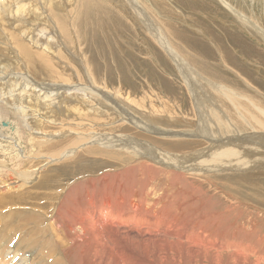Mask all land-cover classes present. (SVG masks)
I'll return each instance as SVG.
<instances>
[{"label":"bare ground","instance_id":"obj_1","mask_svg":"<svg viewBox=\"0 0 264 264\" xmlns=\"http://www.w3.org/2000/svg\"><path fill=\"white\" fill-rule=\"evenodd\" d=\"M145 1L124 0L131 11L146 20V28L157 43L153 47L156 54L160 55L161 49L167 52L183 75L193 105L189 113L175 99L170 100L171 96L162 97L156 91L160 103L153 100L152 94L137 98L136 88L129 93L130 101L137 105L135 115L126 111L120 114L121 118H111L98 109H87L91 97L109 108L115 102L113 95L117 90L107 91L109 72L102 83L103 78L98 82L94 77L96 70L88 72L89 80L78 87L86 95L78 93L71 99L65 94L71 87H66L69 84L63 83L61 76L69 78L66 80L69 82L75 71L71 57L60 47L70 40V28L62 24L63 30L59 32L56 26L52 30L47 24L52 23L51 17L63 6L69 14L74 10L81 38L95 41L97 34L87 31L85 24L94 13L102 19L112 18L106 14V6L101 5L103 0H0V80L6 82V87L13 83L16 86L21 80L33 81L30 92L22 88L20 92L25 94L0 100V197L25 192L20 188L21 183L40 185L49 167L61 169L65 174L47 186L36 201L14 207L6 222L1 221L5 207H0V261L5 259L6 264H264V234L259 225L264 208L257 205L262 199L243 209L237 204L251 206L246 197L243 201L221 189L228 179L236 181L234 176L246 181L248 175L264 171V109L245 110L242 117L250 124H243L238 114L240 106H228L225 100L226 96H232L231 87L207 82L202 73L193 70L195 65L191 69L187 53L175 46L177 41L185 40L184 26L165 14L158 22L148 13ZM161 1L165 3L163 10L172 3ZM215 1L223 3L239 26L250 21L228 1ZM63 15L64 11L59 15L61 19ZM253 21H250L252 36L264 46V27L258 20ZM48 29L60 44L47 43L50 53L41 55L35 47L47 38L48 35H39ZM195 33L189 44L196 46L194 51L198 56L207 51L208 45L198 36L201 31ZM211 41L208 39L209 45ZM236 41L244 44L239 47L255 56L254 60L264 62L263 50L250 48L238 35ZM218 47L223 55L227 53L224 46ZM79 61L83 60L79 58ZM83 62L90 64V60ZM238 65L233 63L234 68ZM60 69L66 72L60 74ZM40 76L59 80L41 82ZM162 82L166 87L164 93L176 97L172 88H168L170 82L164 79ZM39 93L53 94L57 102L40 101ZM165 99L172 103L174 100L176 107L172 110ZM17 100L20 102L14 107ZM71 100L75 105H65ZM262 101L264 107V97ZM155 103L160 104V109ZM79 107L81 110H77ZM49 119L63 122L64 127L60 125L57 129ZM2 120L8 121V125H3ZM91 127L99 130H90ZM88 157L93 163L84 164L86 170L76 168L77 163ZM253 181L254 188L260 189L258 181L262 180ZM250 182L248 179L247 186L242 187L252 190ZM209 183L216 191L215 196L221 197L222 193L229 197L234 207L232 204L225 207L227 200L226 205L218 207L220 201L204 191ZM35 211L42 221L29 231L31 236L36 235L19 240L21 217ZM243 214L246 221L241 223Z\"/></svg>","mask_w":264,"mask_h":264},{"label":"rangeland","instance_id":"obj_2","mask_svg":"<svg viewBox=\"0 0 264 264\" xmlns=\"http://www.w3.org/2000/svg\"><path fill=\"white\" fill-rule=\"evenodd\" d=\"M170 1L172 3L170 6H167V10H163V8L165 7V3L162 2L161 0H157L156 2H153L152 0H146L144 2V5L147 8L148 13L152 17H154L157 21L158 19L165 18V15H166L168 17H172L171 19L175 18L172 21L177 22L182 27L184 26L183 27L184 29L182 30L187 32L186 35H184L185 40L184 41L181 40L180 42L177 41L178 43H176L175 41H172V43L173 44L176 43L175 46H178L177 47L178 49L187 53L185 55H186V58L188 57L190 59V63H191L190 67L192 66L191 69L195 65L196 68L194 67L193 70L198 74L202 73L201 76L204 75L205 77L204 76L202 77L205 78L207 82L212 81L219 86L231 87L233 91L232 96L225 97L227 105L228 106H232V105L240 106L241 111L238 114L241 117L240 118L241 122L243 124L245 122L250 124L248 121L246 120L244 121L242 117V114H244L245 110L247 112H251V111L260 112V110L264 109L263 101H262V97H264V62H260V61L257 62V60H254L253 58L255 56L247 53L246 51L242 49V47H244L243 46L244 44L240 43V45L242 44L241 45L242 47H239L240 45H239V42L236 41V35L241 37L242 40L246 42L247 45L250 46V48L254 47L253 49L264 51L263 44L257 41L252 36L254 35V32L252 31V28L250 29V21L254 23L253 20H258L264 27V0H226L228 1V3H231V5L234 6L236 9H239L245 16L249 17L250 21H247L246 23H244V25H241V26L238 25V21L235 20L234 15L230 13V11L227 8H224V6L222 5L223 3L220 1H215V0H212V1L210 0H195V1L194 0L192 1L191 0H170ZM187 3L189 4V6ZM101 5L106 6V14L112 18L106 17L107 19H102L101 17L97 16V13H94L93 14L94 16L92 15V17L86 21L85 27L87 31H92L97 34L95 41H91L90 39L81 38L82 32L80 31L79 26L74 21V17H75L74 10L73 12L69 14V11L65 10L63 6L57 10L56 16L51 17L52 23L47 24L49 28L51 27L50 29L52 30L56 26L59 29V32L63 30L62 24H67L68 28H70L69 29L70 30V36H69L70 40L68 42H65V44L61 45L60 47V50L67 52L69 56L71 57L72 68H73V71H75V73L73 72L74 75H71L73 77V80L69 82H66V80H68L69 78L63 75L61 76V78L64 79L63 81H65L63 83L69 84L66 87H69V88L71 87L70 89L66 90L65 94L71 99H73L74 96L78 93L80 94L82 93V95L85 94L80 89H78V87L84 84L86 80H89L90 77L88 76L89 75L88 72L92 73L93 70H96L97 75L94 77L97 78L98 82L100 78L101 79L103 78L101 81L102 83H104V80H107V74L109 72L108 78L110 79V83H108L107 91L117 90V92L113 95L115 102L113 104H110L111 108H109V107L104 106L100 101L91 97V99L89 100L87 109H92V108L98 109L101 112L110 114L111 118H121L120 114L126 111H130L131 114L135 115L137 105L136 103L130 101L129 98H132V97L129 96V93L132 91L133 88H136L135 90H136L137 98H141V96L144 97V96L152 94L153 100L160 103L159 98L154 92L156 91L158 92V94L161 93L162 97L171 96L170 100L175 99V102H177L178 105H180L183 110H186V112L189 113V110L193 108V105L191 103L189 92L186 89L187 88L185 85L186 82L183 79V75H181L176 64L171 60V57L168 55L167 52L165 53V51L161 49V54L160 55L159 53L156 54L157 52L154 51L153 47L154 45H157V43L155 42L150 32L147 30L146 20L144 19V17L142 15H139L131 11L129 5L127 4H126L127 6L125 5L124 0H111V1L103 0V2H101ZM211 5L212 7H209ZM187 8L189 11L185 10ZM62 11H64V15H63L64 18L61 19L59 15ZM204 13H206V15ZM178 15L179 17H177ZM210 15H213V16L215 15V16L213 17ZM204 16L205 18L202 19L201 17H204ZM176 18L182 19L183 21H185V23L181 22L180 20ZM99 21H103V23L104 22L105 23L102 25ZM196 23H198L199 25ZM210 23L212 26H208L210 25ZM203 27H204V30H203ZM50 29L43 31L39 35V37L48 35L46 39H44L43 41H39L35 47L36 48L35 51L36 52L40 51L39 54L41 55H48L50 53L49 50L47 49L48 48L47 43H53L55 45L60 44V41L57 40V37L55 38L54 34H50ZM198 30L201 31V33L198 34V36L202 38L201 40H204V42L210 47L206 45L207 51L201 52L199 53L198 56H196V52L194 51L196 50V46H193V44L190 45L189 42L191 43L190 38L192 39L193 37H195V34H196L195 32ZM215 30H216V33L214 32ZM224 32L227 34H225ZM215 36H217L219 39L218 40L217 38L214 39ZM72 37H75V38H72ZM77 39L79 42H77ZM208 39L212 40L211 45L208 44ZM231 39H234V41ZM73 40L75 42H73ZM215 40H216V43H218L219 40L221 41L220 43H218L219 44L218 46L220 47L224 46L223 49L226 50L227 52L226 54L223 55V51L216 45V43H214ZM230 40L234 42L232 43L234 45L231 44ZM107 41L109 44L107 43ZM235 41L237 43H235ZM77 43H79V45ZM195 44L196 43H194V45ZM228 46H230L231 48ZM219 50L221 51V53ZM201 51L203 50L201 49ZM261 54L264 55V53H261ZM73 55H76L78 58L72 57ZM246 56H248V58ZM160 57L165 58L166 62L161 61ZM79 58L80 60L82 59L83 61L90 60V64L89 63L85 64L83 61H79ZM73 62H77L79 66L76 63L74 65ZM212 62H215V63H212ZM236 62L240 64L238 65ZM233 63H235L238 66H235L234 68ZM76 68L77 69L79 68L78 76L76 73ZM65 70L66 69H60L59 73L63 74L66 72ZM40 77H41L40 78L41 82L44 80L46 82L48 81L54 82L56 80H59L57 78H52V77H47V76H40ZM163 79L165 81L167 80L170 82L171 85L168 86L166 83V86H168V88L169 87L172 88V90L174 91V94H176V97L173 98L171 94L164 93L166 90V87L165 85H162ZM233 80L234 82L239 84L240 87L236 86ZM25 82L26 83H24L23 80H21L17 83L16 86H15V83H13L12 86L6 87V82L0 80V100L6 99L10 96H14L16 94L17 96L25 94L23 92H20L22 88H25L27 92H30L33 81L28 82L26 80ZM8 84L9 82H7V85ZM58 85H62V84H58ZM105 86H106V83H105ZM111 86H114L115 89L114 88L112 89ZM2 87L4 88L2 89ZM86 87L89 88L90 86L86 85ZM93 87L95 88L96 86L94 85ZM121 87H122V90L120 91L119 89H121ZM206 87L209 90V87L207 85ZM76 91H80V92H76ZM215 92L218 95H220L217 90ZM39 96L40 97H38L39 98L38 100L40 101H44L46 103L47 102H51V103L57 102V99H54L53 94L49 96L43 93H39ZM170 100L169 101L166 100V101L170 103V107L173 110V107L174 108L176 107L175 102L173 100V103H172ZM19 102L20 100H17L14 107H16L17 103ZM169 103H167V105H169ZM155 104L158 105L160 109L161 107L160 104H157V103ZM65 105L73 106L75 105V101L74 100L68 101L65 103ZM18 110H22V107H19ZM77 110H81L80 107L77 108ZM180 115L181 117H183L182 113ZM185 116L186 118L188 117V115H185ZM47 121L51 123H55L57 125V129L60 128V125L64 127L63 122L59 120L49 119ZM2 124L8 125V121L2 120ZM100 124H102V122H100ZM90 130H99V129L97 127H91ZM31 131L36 132L35 130H31ZM109 160H113V159H109ZM86 163L91 165L93 163V160H91L88 157L83 162L77 163L76 168L80 167L86 170V168H84V164ZM64 176L65 174L61 169L49 167L45 170V173L43 175L40 185L30 186L28 182L21 183L20 188H22L23 190H26L25 192H22L20 194H14V195L9 194L8 196L0 197V207H5L4 212L1 216V221L6 222L9 219V217L12 216L11 211L14 207H24V205L30 204V201L32 200L36 201L38 197L44 191H46L47 186L56 183L58 179H61ZM234 178L236 179V181L234 179H228L224 185L221 184V189L225 192H229L232 195L239 197L240 199L242 198L245 199L244 197H246L247 198L246 202H250L248 203L250 205L251 203L252 204L255 203L257 199L261 198L262 201H258L257 205L262 206V207H259L260 209L264 208V194L258 193V190L264 191V171H256L255 173L248 175L246 177V181H240L235 176ZM248 179L251 180L250 186L252 190H246L245 188L242 187V186H247ZM253 179L262 180V181H258V186L261 187L260 189L254 188ZM204 191H206L207 195H213L214 199H217V201L218 200L220 201L218 207L226 205V202H225L226 200L228 201V206L226 205L225 207H230V206L234 207L233 202L229 203L230 202L229 197H226L222 193L219 194L221 195V197L215 196L217 195L216 191L212 190L210 183L208 184V186L206 185V188H204ZM255 194H257V196ZM229 204H232V205L229 206ZM237 205L240 208L242 207L243 209H246L247 207H252V205L248 206L244 203L241 205L240 204H237ZM25 208L28 209L29 207H25ZM251 211L252 210H250L249 212L250 214L253 213ZM21 218L22 219L19 221V223L22 225V227L20 228V234L18 236V239L19 240L24 239V238L27 239V236L29 237L35 236L36 233H34V235L31 236V232L29 231V229L32 228V226L41 224L42 217L40 216V214H38L37 211L30 212V213H27V215L22 216ZM241 221H242L241 223H244L246 221L245 214L242 215ZM259 225L262 227V234H264V216H262L259 219ZM37 236H40V235L38 234ZM4 260L0 261L1 262L0 264H6L4 263ZM8 264H11V263L8 262Z\"/></svg>","mask_w":264,"mask_h":264}]
</instances>
